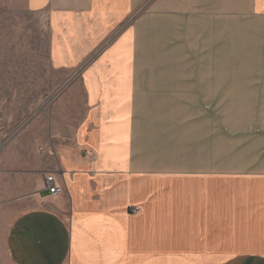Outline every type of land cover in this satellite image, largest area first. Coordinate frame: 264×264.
I'll use <instances>...</instances> for the list:
<instances>
[{
  "label": "crops",
  "instance_id": "obj_1",
  "mask_svg": "<svg viewBox=\"0 0 264 264\" xmlns=\"http://www.w3.org/2000/svg\"><path fill=\"white\" fill-rule=\"evenodd\" d=\"M22 9L49 32L56 103L82 105L7 229L12 264H264V0Z\"/></svg>",
  "mask_w": 264,
  "mask_h": 264
},
{
  "label": "rangeland",
  "instance_id": "obj_2",
  "mask_svg": "<svg viewBox=\"0 0 264 264\" xmlns=\"http://www.w3.org/2000/svg\"><path fill=\"white\" fill-rule=\"evenodd\" d=\"M22 1L0 0V264H12L7 229L35 204L36 172L58 145L71 142L82 105L79 96L56 103L65 86L48 61L49 32L41 16L23 11Z\"/></svg>",
  "mask_w": 264,
  "mask_h": 264
},
{
  "label": "built area",
  "instance_id": "obj_3",
  "mask_svg": "<svg viewBox=\"0 0 264 264\" xmlns=\"http://www.w3.org/2000/svg\"><path fill=\"white\" fill-rule=\"evenodd\" d=\"M44 185L53 195H58L62 191V188L56 183L55 178L52 175L45 176ZM131 211L137 212L139 211V207L134 206L131 208Z\"/></svg>",
  "mask_w": 264,
  "mask_h": 264
}]
</instances>
